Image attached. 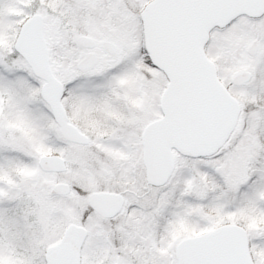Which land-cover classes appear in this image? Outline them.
<instances>
[{
    "label": "snow or ice",
    "instance_id": "obj_1",
    "mask_svg": "<svg viewBox=\"0 0 264 264\" xmlns=\"http://www.w3.org/2000/svg\"><path fill=\"white\" fill-rule=\"evenodd\" d=\"M0 264H264V0H0Z\"/></svg>",
    "mask_w": 264,
    "mask_h": 264
}]
</instances>
